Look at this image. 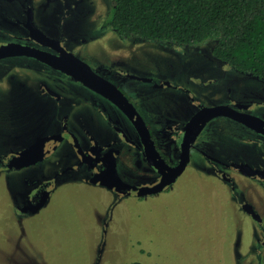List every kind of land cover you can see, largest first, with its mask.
I'll return each instance as SVG.
<instances>
[{
    "label": "rangeland",
    "instance_id": "obj_1",
    "mask_svg": "<svg viewBox=\"0 0 264 264\" xmlns=\"http://www.w3.org/2000/svg\"><path fill=\"white\" fill-rule=\"evenodd\" d=\"M28 1L40 9L37 21L48 32L59 34L66 28L75 32L77 41L72 44L78 46L77 56L122 86L151 122L186 123L201 107L226 105L236 97L246 100L244 96L251 93L264 95V81L244 76L217 59L212 41L178 46L118 36L106 23L113 0H8L5 6L9 11L17 7L13 14L18 15ZM0 6H4L1 1ZM24 33L0 13V38ZM13 65L27 67L14 69ZM39 68L45 67L23 56L0 60V264H264V247L257 248L255 241L259 229L249 215L240 212V205L236 209L241 196L238 187L228 188L212 172L216 165L205 169L211 164L194 151L184 174L158 194L117 199L111 190L69 172L54 180L50 199L41 210L28 215L19 212L15 205L24 201L25 191L37 179L45 174L52 177L77 155L67 142L42 166L4 168L6 156H12L14 148L26 147L28 138L40 134L52 119L43 110L20 108L16 90L22 86V75L34 81L47 77L66 81L65 100L71 98L76 104L64 112L86 145L90 142L87 131L107 146L113 141L106 138L114 133L111 120L123 124L115 116V104L99 99L86 84L73 83L51 68L44 73ZM117 70L152 81L115 75ZM164 83L171 86H161ZM213 124H208L202 137ZM159 130L160 140L172 136L166 129ZM126 163L128 168L121 170L124 178L143 173L132 169V158ZM233 178L254 204L264 198V183L236 173Z\"/></svg>",
    "mask_w": 264,
    "mask_h": 264
},
{
    "label": "flooded vegetation",
    "instance_id": "obj_2",
    "mask_svg": "<svg viewBox=\"0 0 264 264\" xmlns=\"http://www.w3.org/2000/svg\"><path fill=\"white\" fill-rule=\"evenodd\" d=\"M0 1L4 3L3 7L0 6V13L7 15V18H9L11 22L17 24L25 31L22 36L9 35V37L4 40L0 38V47L6 44H19L29 47L31 52L38 56V58H35L28 55H14L0 58V60L9 57L23 56L25 58H30V60L32 59L34 63L40 62L42 66L45 67L42 69L39 68L43 73L47 71L46 68H51L54 70V74L67 76V78L73 83L85 84L84 82L77 80L75 77H72V75L57 68V66H61L77 71L78 62L76 60L69 61L68 56L73 57L71 54L87 63L75 53V49L78 47L72 44V41H77L75 32H71V29L68 31L66 28V31L63 29L59 34H56L57 31H54V34H52V32L45 30L37 21V14L40 9H38L32 1H28L25 6H22V12L18 15L13 14L17 7L12 8V11H9L5 6L8 0ZM114 4L115 2L113 0V5ZM68 7L70 8V6ZM67 17H69V15H66L63 19H66ZM66 32H68V34ZM41 33H43V35ZM45 35L54 40L49 41L46 39ZM21 67L27 66L21 65ZM21 67L20 65L12 66L14 69H19ZM76 74L83 75L81 73ZM97 74L121 90L126 97L124 102L132 104L134 111L136 112L135 115L132 114V111L130 112L133 117L132 119L126 111L119 107L115 102L86 85L99 99L108 100L114 103L116 111L115 116L123 122V124H121L116 120H111L114 133L111 135L108 133L106 138H111L113 141L107 146L102 145L96 139L97 137L87 130V133L90 134V142L87 145L84 144L81 139L82 137H79L77 131L73 130L71 127L69 116L64 112V109L71 108L76 102H73L71 98L65 100L67 98L65 93L68 88L66 87V81L63 78L47 77L46 79H38L34 81L33 78L22 75L20 80L22 86L16 90V94L19 95L22 103L20 108L43 110L44 112L51 114L52 119H50V122L46 126H43L47 128L40 129V134L33 135L32 138L27 137L28 143L26 144V147L14 148L16 151L13 155L10 157L6 156V160L4 159V168L18 171L21 169L23 170L25 166H30L32 164H34L35 167L42 166L47 161L46 158L48 156L67 142L71 143V146H73L77 155L73 163L68 164L65 168L61 169V171H56L55 174L52 173V177H48L47 174H45L37 179V184L34 183V187L30 191H25L24 201L21 203L20 199V203L18 202V204L15 205L19 212L28 215L35 214L37 211L41 210L50 199L54 180L63 175H67L69 172H76L78 178L88 184L105 187L111 190L113 193L112 195L117 199H121L130 194L141 197L138 196L140 188L153 187L162 181L165 182L168 180L165 179L167 177L164 176V173L160 171L156 165H153L152 159L150 158L151 153L147 152L146 138L152 139L157 153L167 165L176 167L180 164L183 152L182 143L184 138H186V133H188L186 127L190 124L191 120H188L186 123L175 121L168 125H164L163 123L164 126L157 124L155 119L154 122H151L152 119L145 118L144 111L134 104L132 97L123 90L122 86L114 81L112 82L101 73ZM114 74L133 79L131 78V75L133 74H129L123 70L114 71ZM149 79L152 81V78ZM168 84L169 83H164L161 86H171V84ZM161 86L156 87L160 88ZM132 95L134 96V94ZM244 97L246 100H239V98L236 97L224 102V104L230 106L231 110L255 115L264 120V95L262 96L256 93H251V96L245 95ZM255 107H257L256 112L252 110ZM203 108L204 107H201L197 113ZM150 115L152 116V112H150ZM139 117L143 119L149 134L138 122ZM215 119L218 120L214 121ZM212 122H214V124L211 128V132L202 137L204 131L209 126L208 124H211ZM208 124L197 137L191 147L190 154L194 151L195 153L200 154L209 164L212 163L216 165V168H213V165L211 164V167L208 166L205 167V169L213 168L212 172L216 173L219 180L228 188L236 190L238 187V194H241L242 197L239 196L238 204L236 202V209L238 205H240V212L244 215H249L255 222L259 229V235L255 239L257 244L256 247H264V198L260 199L259 204H254L251 198L244 193L245 189L241 188L240 184H237L233 178V173H236L238 174V177L241 176L245 179L264 183V134L227 116L216 117ZM162 128L166 129V131H170L172 136H163L165 139L160 140L159 138L162 137H160L158 132L160 131L159 129ZM188 136L189 134L187 137ZM161 143L162 146L160 145ZM24 156H27L25 157L26 161H32L34 163L24 165L20 168L21 165L19 164H21V159ZM251 156L254 157L253 160H251ZM128 157L133 159L131 165L132 169H137L143 172L138 176L129 175L132 179L124 178L121 171L123 167L125 169L128 168L126 163ZM11 162L15 163L12 165L15 167L11 168L9 166ZM47 166L49 165L44 167L46 168ZM245 166L252 167L259 172L248 175L244 171V169L248 168L242 169V167ZM167 175L169 176L168 172ZM180 177L169 186L175 184ZM99 181L101 183H99ZM108 185H112L113 187L109 188ZM169 186L163 191L167 190ZM43 200H45L43 205L37 208Z\"/></svg>",
    "mask_w": 264,
    "mask_h": 264
},
{
    "label": "trees",
    "instance_id": "obj_3",
    "mask_svg": "<svg viewBox=\"0 0 264 264\" xmlns=\"http://www.w3.org/2000/svg\"><path fill=\"white\" fill-rule=\"evenodd\" d=\"M114 2L106 23L118 36L178 46L212 41L217 59L264 81V0Z\"/></svg>",
    "mask_w": 264,
    "mask_h": 264
},
{
    "label": "water",
    "instance_id": "obj_4",
    "mask_svg": "<svg viewBox=\"0 0 264 264\" xmlns=\"http://www.w3.org/2000/svg\"><path fill=\"white\" fill-rule=\"evenodd\" d=\"M41 34L43 35V33ZM45 37L49 41L54 40V39H51L50 37L48 38V36L46 35ZM14 55H28V56H33L35 58L36 57L38 58V56L34 54L33 52H31V49L26 46H22L19 44H6L0 47V58L7 57V56H14ZM71 55L73 57L68 56L69 61L76 60L78 62L77 71H73L69 68L61 67V66H57V68L62 70L63 72H66L67 74L72 75V77H75L77 80L84 82L88 87L95 89L99 93L103 94L104 96H106L107 98L115 102L119 107L125 110L126 113L133 119L130 112L132 111L133 115H135L136 112L134 111V107L132 104L130 103L127 104L124 102V100H126L124 93L121 90H119L115 85L110 84L108 81L100 77L95 71L92 70V68L87 63L78 59L73 54ZM76 73H81L83 75H77ZM131 78L144 80V81H151V79L149 78H141L135 75H131ZM219 116H227V117L233 118L241 122L242 124L256 130L257 132L264 134V120L260 119L259 117L255 115L231 110L230 106H227V105L204 107L199 113H197L192 118L190 124L186 127V131H188V133H186V138H184L183 143H182V148H183L182 159L178 166L171 167L167 165L164 162V160L161 159L160 155L157 153L152 139L146 138L147 152L151 153L150 158L152 159L153 165H156L157 168L164 173V176L167 177L165 179H168V180H166L165 182L162 181L161 183L153 187L140 188L138 192V196L142 197V196H147L150 194L162 192L167 186L174 183L177 180V178L183 174L187 165L190 163L191 147L193 146L199 134L203 131V129L206 127V125L211 120ZM138 122L142 125L143 129L146 130V132L149 134L148 129L143 119L139 117ZM188 134L189 136L187 137ZM25 157L27 156H24L21 159V164H19L21 165V167L19 166L20 168H22V166L24 165H29L30 163H34L32 161L31 162L26 161ZM11 163L9 164V166L11 168L15 167V166H12L15 163L13 162ZM244 168H248V169H244ZM242 169H244L245 173L248 175L256 174L257 172H259L258 170H254L252 167H249V166L242 167ZM167 172L169 176L167 175ZM99 183L101 182L99 181ZM108 187L112 188L113 186L108 185ZM44 202L45 200H43L41 204L37 206V208L42 206Z\"/></svg>",
    "mask_w": 264,
    "mask_h": 264
}]
</instances>
